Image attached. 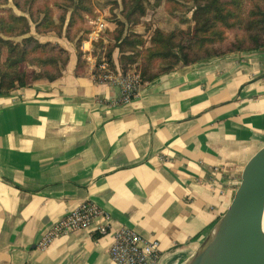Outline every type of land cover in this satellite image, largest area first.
I'll list each match as a JSON object with an SVG mask.
<instances>
[{
    "label": "crops",
    "instance_id": "crops-1",
    "mask_svg": "<svg viewBox=\"0 0 264 264\" xmlns=\"http://www.w3.org/2000/svg\"><path fill=\"white\" fill-rule=\"evenodd\" d=\"M110 2L91 5L111 32ZM37 38L69 60L58 80L0 96V264H114L109 248L122 228L157 241L160 264H179L230 198L217 196L208 169L229 165L217 179L231 184L264 145V49L176 67L120 104L117 88L90 78L82 48L97 53L96 44L82 41L79 71L74 43ZM84 203L102 212L95 224L39 249L44 233Z\"/></svg>",
    "mask_w": 264,
    "mask_h": 264
},
{
    "label": "trees",
    "instance_id": "trees-1",
    "mask_svg": "<svg viewBox=\"0 0 264 264\" xmlns=\"http://www.w3.org/2000/svg\"><path fill=\"white\" fill-rule=\"evenodd\" d=\"M91 2L0 0V47L7 53L2 62L0 50V96L38 81H56L68 63L65 49L42 43L29 34L32 26L36 35L64 37L74 43L77 69L84 71L80 46L90 32L86 17L95 18ZM111 6L119 8L118 14L107 19L115 29H105L103 37L107 42L100 40L97 49L104 52L112 68L117 51V68L122 73L139 74L142 84L155 81L178 65L190 66L201 59L264 49V0H119V4L112 0ZM159 7L177 25L186 27L146 28L147 33H135L149 11ZM189 12L190 19L185 17ZM153 62L163 63L165 68L155 73L151 71Z\"/></svg>",
    "mask_w": 264,
    "mask_h": 264
},
{
    "label": "water",
    "instance_id": "water-1",
    "mask_svg": "<svg viewBox=\"0 0 264 264\" xmlns=\"http://www.w3.org/2000/svg\"><path fill=\"white\" fill-rule=\"evenodd\" d=\"M168 73L157 78L152 85L161 82ZM140 94L141 91L138 96ZM229 171L227 164L208 169L210 182L219 187L215 191L217 196L224 199L223 196L230 192V198L206 234L196 239L189 255L179 264H264L253 259L264 255L263 213L247 206L243 200L257 190L250 186L264 184V145L249 156L231 184L221 185L217 178Z\"/></svg>",
    "mask_w": 264,
    "mask_h": 264
},
{
    "label": "built area",
    "instance_id": "built-area-1",
    "mask_svg": "<svg viewBox=\"0 0 264 264\" xmlns=\"http://www.w3.org/2000/svg\"><path fill=\"white\" fill-rule=\"evenodd\" d=\"M87 35L89 44H96L100 40L107 42L103 37L106 29L104 22L92 25ZM86 63L89 66V75L94 83L108 85L119 90L120 98L117 103L127 104L138 97L144 84L136 73H122L117 67L112 68L104 58V52L98 50H84ZM102 212L91 203H84L66 214L53 224L42 236L38 248L46 249L55 238L68 235L74 231L88 229L95 224ZM110 226L98 227L101 234H106ZM109 257L114 264H160L161 256L157 241L145 240L130 229L122 228L114 233L113 243L109 248Z\"/></svg>",
    "mask_w": 264,
    "mask_h": 264
},
{
    "label": "rangeland",
    "instance_id": "rangeland-1",
    "mask_svg": "<svg viewBox=\"0 0 264 264\" xmlns=\"http://www.w3.org/2000/svg\"><path fill=\"white\" fill-rule=\"evenodd\" d=\"M109 1H111L110 3H112V0H109ZM159 8L156 9V10H150L149 11V13H148L149 16L147 18L150 19V22H145V24L144 23L143 24H140L139 27L136 26V28H137L138 31L143 32V33H147L146 32V28H151L149 30L152 31L153 29H155L157 27H162V28L167 29V30H173L176 27H179V28H185L186 27L185 25H181V26L177 25V23H176V21L174 19H172L171 17H169V15H167L163 11V9H160L159 10ZM93 13H94L95 18L94 19H89L88 21H90L92 23V25H95L97 22H99V20L97 19V13H95V11ZM118 13H119V8L116 9L113 6L112 9H111V11H110V15L109 14H106V18L108 19L110 17H113V15L118 14ZM190 13L191 12L187 13L185 15V17L187 16V18L190 19V15H191ZM92 25L89 27L90 31L92 30V27H93ZM29 34L32 35V36H34V37H36V38L39 36V35H36L33 26L31 27V30H30V33ZM149 36H150V34H149ZM149 36L147 37V40H146L147 41V44L146 45H148V41H149L148 38H149ZM42 37H45V36H42ZM13 40L14 41H20L21 38H14ZM52 44H54V43H52ZM0 50L2 51V59H1V61L3 62L5 60V58L7 57V53H6V50L3 49L2 47H0ZM240 53H244V52L230 53V54H227L225 56L233 55V54H240ZM225 56L214 57V58H210V59H201V61H199V62H197L195 64L205 63V62L212 61V60H215V59H219V58H222V57H225ZM195 64H191V65H195ZM151 65H152L151 66V71H153L155 73L161 72L165 68V64H163V63H155V62H153ZM186 66H189V65H186ZM176 67H179V65L176 66ZM176 67H174L173 69H176ZM173 69H171V70H173Z\"/></svg>",
    "mask_w": 264,
    "mask_h": 264
},
{
    "label": "bare ground",
    "instance_id": "bare-ground-1",
    "mask_svg": "<svg viewBox=\"0 0 264 264\" xmlns=\"http://www.w3.org/2000/svg\"><path fill=\"white\" fill-rule=\"evenodd\" d=\"M257 189L254 195L250 198L247 206L255 207V210L263 213V230H264V184L255 187ZM253 259L264 263V255L260 257H253Z\"/></svg>",
    "mask_w": 264,
    "mask_h": 264
}]
</instances>
